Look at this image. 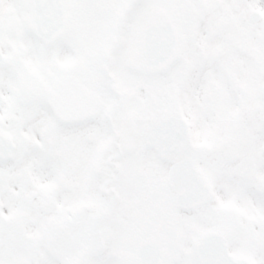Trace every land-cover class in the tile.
<instances>
[{
  "label": "snow or ice",
  "instance_id": "1",
  "mask_svg": "<svg viewBox=\"0 0 264 264\" xmlns=\"http://www.w3.org/2000/svg\"><path fill=\"white\" fill-rule=\"evenodd\" d=\"M0 264H264V0H0Z\"/></svg>",
  "mask_w": 264,
  "mask_h": 264
}]
</instances>
